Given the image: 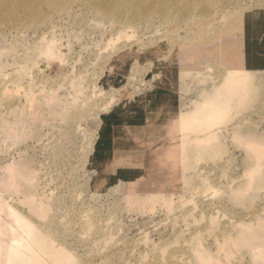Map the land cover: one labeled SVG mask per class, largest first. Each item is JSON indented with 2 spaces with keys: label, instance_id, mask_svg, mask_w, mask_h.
Listing matches in <instances>:
<instances>
[{
  "label": "rangeland",
  "instance_id": "rangeland-1",
  "mask_svg": "<svg viewBox=\"0 0 264 264\" xmlns=\"http://www.w3.org/2000/svg\"><path fill=\"white\" fill-rule=\"evenodd\" d=\"M4 3L0 236L49 264H264V0Z\"/></svg>",
  "mask_w": 264,
  "mask_h": 264
},
{
  "label": "bare ground",
  "instance_id": "bare-ground-1",
  "mask_svg": "<svg viewBox=\"0 0 264 264\" xmlns=\"http://www.w3.org/2000/svg\"><path fill=\"white\" fill-rule=\"evenodd\" d=\"M4 1L5 0H0V4L2 3L3 5H1V6H6L5 5V3H4ZM61 1H64V0H61ZM106 2V1H105ZM104 2V3H105ZM98 4V3H97ZM14 6V5H13ZM100 6V5H99ZM98 6V7H99ZM102 7V6H101ZM108 9V8H107ZM105 10H106V8H105ZM107 12V11H106ZM111 12V11H110ZM244 73H243V70L242 69H240V68H235V69H232V71H230L229 72V76H228V78H227V82L226 83H228L229 85H232V84H236V85H238V83L239 82H243V79H244V75H243ZM225 86V85H224ZM230 92V91H229ZM231 94H230V96H231V98H232V96H233V94H234V92H230ZM209 100V102L207 103V102H204V103H207V104H204V105H202V104H200L201 105V107L198 109V110H196V111H198V112H201V114H202V112L204 113L203 114V116L202 117H205V118H207L208 117V115H211L212 114V116H210V118H211V120H215V118H216V110H221V111H223V109L225 110V106L224 105H227L226 104V102H223V103H225V104H223L222 105V103L221 104H216V103H214L213 101H212V99H208ZM216 100V99H215ZM218 100V99H217ZM213 104H216V105H213ZM196 105H198L197 103H196ZM199 105V106H200ZM221 108V109H220ZM196 109V108H195ZM194 109V110H195ZM200 110V111H199ZM201 110H203V111H201ZM205 111V112H204ZM193 112H195V111H193ZM192 113V112H191ZM187 113V114H184V115H182V120L181 121H183V122H185L184 124H183V126L185 125V126H187L186 128L188 129L189 127H191L192 126V124L194 123V121L196 120V118L193 120V122H192V119H193V117H194V114L192 113ZM222 113V112H221ZM197 113H195V115H196ZM218 114V113H217ZM221 115V114H220ZM222 115H223V113H222ZM221 115V116H222ZM198 116V115H197ZM199 117V116H198ZM201 117V118H202ZM218 118H219V116H218ZM199 119V118H198ZM197 119V120H198ZM202 119H204V118H202ZM217 119V118H216ZM196 120V121H197ZM189 121V122H188ZM195 121V122H196ZM203 121H205V119L204 120H202V122ZM213 121H211V122H213ZM191 122V125L190 124H187V123H190ZM198 122H199V120H198ZM201 122V123H202ZM208 122H210V121H208ZM201 123H199V125L201 124ZM218 123V122H217ZM187 124V125H186ZM207 123H204L203 125H206ZM184 126V127H185ZM193 126H197V124L195 123ZM185 128V129H186ZM193 127H191V129H192ZM195 128V127H194ZM182 129H184V128H182ZM184 129V130H185ZM196 132V131H195ZM185 135V134H184ZM185 138V137H184ZM210 141V140H209ZM202 142V141H201ZM186 150H187V147L185 148ZM185 150V151H186ZM187 152V151H186ZM0 198H1V196H0ZM1 200H2V198H1ZM1 200H0V203L2 204L3 203V201L1 202ZM3 205H1V209L3 208L2 207ZM6 207H7V205H6ZM10 207V206H9ZM8 207V208H9ZM3 209H5V204H4V208ZM2 209V210H3ZM9 209H11L10 211L12 212V209H13V207L12 208H9ZM9 209H8V211H9ZM2 210H1V212H2ZM4 211H7V209H5V210H3V212ZM14 211V210H13ZM0 212V213H1ZM5 213H8V212H5ZM5 213H4V215H2L3 213H1L0 214V217L2 216H8L7 214L5 215ZM10 213V212H9ZM16 213V212H15ZM12 214V213H11ZM11 214H9L10 216H11ZM17 214V213H16ZM14 215V214H13ZM6 217H3L4 218V220H3V218H2V220H3V222H6V224H8L9 225V221L7 222L6 220H8V219H6ZM16 218H17V220L18 221H21V223H24V224H22L23 225V231H21V227H22V225H21V227L20 228H15V229H17V230H19L20 229V231L23 233L24 231H28V233H32V231H33V227H32V223L31 222H29V223H31L32 225H28V221L23 217V216H21V215H16ZM15 219V218H14ZM1 220V219H0ZM16 220V219H15ZM15 220H13V221H15ZM17 220H16V222H17ZM12 222V221H11ZM1 223H2V221H1ZM13 223H15V222H13ZM3 224V223H2ZM1 224V225H2ZM0 225V226H1ZM3 225H5V223L3 224ZM27 225V230H26V226ZM5 226H7V225H5ZM4 226V227H5ZM10 226H12V224H10ZM10 226H7V227H10ZM14 226V225H13ZM18 226H20V225H18ZM2 227V226H1ZM3 228V227H2ZM7 229V228H6ZM6 229L4 230L5 232V234H2L1 236H0V239H2V240H6V239H8V240H6V241H9V238L11 237V235H14L15 236V231L14 232H12V234L10 233L11 231H13V228L11 227V228H8L9 230H11L9 233L11 234H7V232L9 231H6ZM1 232V231H0ZM20 232V234L22 235V233ZM37 233L38 231L37 230H34L33 231V233ZM3 233V232H2ZM18 232H16V234H17ZM24 234V233H23ZM29 234V238L31 237V235ZM7 235L9 236V237H7ZM3 236V237H2ZM18 237H20V235L18 234L17 235ZM17 236H15V237H17ZM24 236V238H26V236H25V234L23 235ZM7 237V238H6ZM15 237H11V240L9 241V243H8V251L7 252H3V251H1L0 252V264H49L50 262H48L49 260L46 258V257H44V256H46V255H44V253H42L41 252V250L40 249H42V244H43V241L41 240V239H38V237H37V239L35 240V242H36V246H35V244H34V242L33 241H29V242H27L26 240H24V242L23 241H21V238L23 239V237H20V239L18 238H16V239H12V238H15ZM4 240V242H6ZM51 241V240H50ZM25 242H27V243H25ZM1 243H2V241H1ZM0 243V244H1ZM3 244V243H2ZM46 244V243H45ZM53 244V243H52ZM1 246V245H0ZM52 246V245H51ZM51 246L49 247L50 248V251L51 252H53L52 253V258H55V259H52V261L53 260H55V263L57 262V263H61V264H63L64 262H66V260L68 261V254L64 251L63 253H66L65 255L67 256H63L62 258H61V255H64L63 253L62 254H60L61 252L59 251L60 250V248H55V249H57L56 251H55V249H52L51 248ZM53 246H55L54 244H53ZM52 246V247H53ZM54 250V251H52V250ZM29 252H31V254L29 255L28 253ZM55 252V253H54ZM57 252V253H56ZM58 252H60V253H58ZM51 254V253H50ZM56 254H60V255H56ZM55 256V257H54ZM56 256H58L59 257V259H58V257L56 258ZM61 258V259H60ZM64 258V259H63ZM66 258H68V259H66ZM63 260H64V262H63ZM63 262V263H62ZM56 263V264H57Z\"/></svg>",
  "mask_w": 264,
  "mask_h": 264
}]
</instances>
